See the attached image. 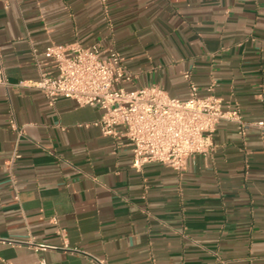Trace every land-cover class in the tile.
Segmentation results:
<instances>
[{"label":"crops","instance_id":"crops-1","mask_svg":"<svg viewBox=\"0 0 264 264\" xmlns=\"http://www.w3.org/2000/svg\"><path fill=\"white\" fill-rule=\"evenodd\" d=\"M74 42L117 51L128 90L185 100L190 72L245 131L222 121L184 170H136L99 106L32 85L46 47ZM1 67L0 264H264V0H0Z\"/></svg>","mask_w":264,"mask_h":264},{"label":"built area","instance_id":"built-area-1","mask_svg":"<svg viewBox=\"0 0 264 264\" xmlns=\"http://www.w3.org/2000/svg\"><path fill=\"white\" fill-rule=\"evenodd\" d=\"M44 54L54 71L45 70L36 58L39 78L32 85L51 106L61 98L72 99L80 106H99L103 114L96 125L111 136L117 135L119 127L124 129L136 170L156 162L182 171L192 155L209 151L212 134L222 121L235 122L241 132L246 129L240 110L224 107L223 100L213 93L201 95L190 72L183 75L189 83L190 96L182 100L156 84L126 89L121 84L132 82L133 75L115 50L104 57L97 44L84 47L79 42L53 43ZM6 81L1 67L0 83ZM258 125L264 126V121ZM59 233L62 248L75 250L65 231L61 229ZM94 259L96 264H108L105 259Z\"/></svg>","mask_w":264,"mask_h":264}]
</instances>
